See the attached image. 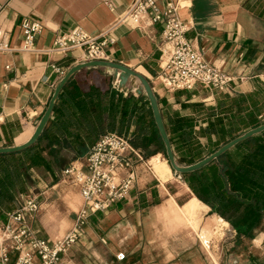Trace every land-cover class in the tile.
Returning <instances> with one entry per match:
<instances>
[{
	"label": "crops",
	"instance_id": "crops-1",
	"mask_svg": "<svg viewBox=\"0 0 264 264\" xmlns=\"http://www.w3.org/2000/svg\"><path fill=\"white\" fill-rule=\"evenodd\" d=\"M133 1L0 0V26L10 30L12 48L0 53V147L22 144L32 136L58 83L71 67L84 62L79 50L67 55L48 51L57 36L75 26L98 34L111 27ZM175 1L181 5L180 17L191 23L188 39L209 64L235 76L227 92L253 91L264 83V0ZM159 6L163 8L162 0ZM25 18L45 26L31 51L20 49ZM162 31V23L147 27L118 24L112 31L116 41L107 48L110 60L150 80L165 117L174 112L188 114L182 106L185 102L213 100L215 105L223 92L202 85L172 92L163 86L158 77L164 46ZM136 82L129 78L122 86L112 68L87 67L73 74L63 89L75 92L98 87L137 95ZM63 152L70 161L65 168L83 165L85 157L74 159L71 151ZM145 163L135 161L136 183L127 197L106 211L90 215L82 235L65 254L66 263L225 264L208 246L209 229L222 217L207 215L204 209L211 208L188 185L185 202L179 205L178 194L168 188L169 180L152 175ZM64 169L54 166L53 173L47 171L48 175L43 174L33 186L41 203L32 219L33 229L38 237L49 241L62 238L74 227L76 214L84 204L77 187L63 176ZM41 170L46 169L41 167L38 173ZM197 218L207 228L203 232L207 252L197 240L198 232L187 224H195ZM262 227L263 223L251 240L257 254L264 255ZM119 253L125 254L123 260L118 259ZM254 264H264V256L257 257Z\"/></svg>",
	"mask_w": 264,
	"mask_h": 264
},
{
	"label": "trees",
	"instance_id": "trees-1",
	"mask_svg": "<svg viewBox=\"0 0 264 264\" xmlns=\"http://www.w3.org/2000/svg\"><path fill=\"white\" fill-rule=\"evenodd\" d=\"M182 106L198 116L162 114L176 159L192 164L264 123V83L253 91L223 92L215 105L185 102ZM109 132L128 135L145 158L166 154L144 93L63 89L41 138L25 150L0 154V221L36 185L39 168L53 173L54 166L65 167L70 161L64 150L71 151L74 159L86 157ZM202 138L208 140V148ZM182 177L199 200L231 224L238 239H252L264 222V131Z\"/></svg>",
	"mask_w": 264,
	"mask_h": 264
},
{
	"label": "built area",
	"instance_id": "built-area-1",
	"mask_svg": "<svg viewBox=\"0 0 264 264\" xmlns=\"http://www.w3.org/2000/svg\"><path fill=\"white\" fill-rule=\"evenodd\" d=\"M159 1L134 0L111 27L98 34H91L80 26L70 28L57 36L48 51L67 55L79 50L84 62L110 60L107 48L116 41L112 35L115 26L128 23L147 27L162 23L164 46L158 77L168 91L192 90L198 85L220 92L231 90L235 76L209 64L188 39L191 23L180 17V3L162 0L164 6L160 8ZM2 9L0 4V12ZM44 27L39 21L25 18L20 49L34 50L37 35ZM9 39L10 30L0 26V53L12 49ZM136 160L144 158L130 137L109 132L92 146L83 165L66 167L63 176L77 187L84 204L77 212L74 227L53 241L38 237L33 229L32 219L41 207L38 195L33 191L23 194L18 207L7 212L5 221H0V264H67L64 256L82 235L90 215L108 210L133 189L137 178ZM124 258V253L118 254V259Z\"/></svg>",
	"mask_w": 264,
	"mask_h": 264
},
{
	"label": "water",
	"instance_id": "water-1",
	"mask_svg": "<svg viewBox=\"0 0 264 264\" xmlns=\"http://www.w3.org/2000/svg\"><path fill=\"white\" fill-rule=\"evenodd\" d=\"M87 67L112 68L116 72L117 78L120 82V85L122 86L127 83L129 78H134L135 80L138 81L139 86H138V89L136 90V94L144 93L147 96L156 126L158 128L160 137L165 146V152H166L167 159L171 167L175 170V172L180 175L185 174V173L194 172V171L204 168L206 165L210 164L212 161L222 156L225 152H227L229 149L233 148L240 142L247 140L251 138L252 136L264 131V123H263L257 127H254L246 131L242 135L237 136L236 138L230 140L229 142L223 144L216 151L212 152L211 154L204 157L203 159L195 163L189 164V165H180L177 162L176 154L174 152V149H173V146H172V143H171V140H170L167 128H166V124H165L164 117H163V114L160 108L159 100L156 96V93L152 87L150 80L144 74L122 63L111 61V60H92V61H86V62H82V63L74 65L64 75V77L61 79V81L56 86L54 93L49 101V104L44 114L42 115L39 123L37 124L32 136L26 142L22 144L0 147V154L1 153H15V152L25 150L38 141L41 138L51 118L56 101L61 91L66 86L67 82L69 81V79L71 78L73 74Z\"/></svg>",
	"mask_w": 264,
	"mask_h": 264
},
{
	"label": "rangeland",
	"instance_id": "rangeland-1",
	"mask_svg": "<svg viewBox=\"0 0 264 264\" xmlns=\"http://www.w3.org/2000/svg\"><path fill=\"white\" fill-rule=\"evenodd\" d=\"M136 83L137 87L135 88V92L139 86L138 81ZM212 101L213 100H194V102H201L206 104L207 106L213 105ZM172 102H174V100H172ZM178 107L179 105H176V108ZM168 110L175 111V109L173 108H169ZM185 112L195 117L198 116V114H194V112L192 113V111L189 109H187ZM202 143L206 146V148H208V140L206 138H202ZM142 156L144 158L142 163L144 161L146 162L145 168L152 175H155L162 180H169L168 182L170 185L168 186V188L170 189V192H175L176 194H178V203L179 205H182L187 197L188 189L186 188V185L188 184L184 181L182 175L176 173L175 170L171 167L166 154L164 152H159L149 158H145L144 152H142ZM154 156H157V158L155 160H152V157ZM177 162L180 165H189L187 164V162L182 160L177 159ZM64 168L65 167H63V169ZM40 172V176H43V174L48 175L47 170H41ZM30 191L37 193L33 189V187L28 192ZM204 210L207 211V215L210 214L213 216L214 214H216L210 211L208 208H205ZM218 221L219 222L216 221L213 228L209 229L211 237L209 239L210 243L208 245L211 246L212 251L216 253L215 256L217 260L222 261L225 264H254L257 257L262 258L264 256L261 253L257 254V251L251 239H238V237L236 236V231L233 229L230 223L226 224L220 219H218ZM187 224L191 226L194 230H196V232H198L196 235L197 240L201 248L206 249L207 252L208 246L204 243L203 240V232L207 229L205 225L203 223L200 224L198 218L195 224L192 222H187ZM261 230L264 231V222Z\"/></svg>",
	"mask_w": 264,
	"mask_h": 264
},
{
	"label": "bare ground",
	"instance_id": "bare-ground-1",
	"mask_svg": "<svg viewBox=\"0 0 264 264\" xmlns=\"http://www.w3.org/2000/svg\"><path fill=\"white\" fill-rule=\"evenodd\" d=\"M222 222L226 223V224H229V222H227L226 220L222 219V218H219Z\"/></svg>",
	"mask_w": 264,
	"mask_h": 264
}]
</instances>
